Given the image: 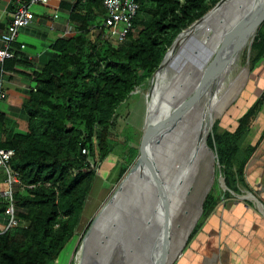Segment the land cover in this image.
<instances>
[{
  "label": "trees",
  "instance_id": "1",
  "mask_svg": "<svg viewBox=\"0 0 264 264\" xmlns=\"http://www.w3.org/2000/svg\"><path fill=\"white\" fill-rule=\"evenodd\" d=\"M134 1L139 10L133 31L117 46L102 38L105 10L100 0L61 2L59 9L67 12V21L75 32L49 43L40 57L41 69L30 75L33 90L25 95L20 111L25 132H16L15 121L0 111V133L5 136L0 148L13 151L10 167L20 180L13 195L18 226L0 235V264H55L76 235L102 171H116L119 182L140 156L141 151L128 148L126 143L116 157L118 162L112 159L118 108L151 82L180 36L221 2ZM5 4L0 0V10ZM12 10L11 2L6 12ZM8 24L4 16L0 35ZM20 48L17 43L12 45L14 57L4 61L5 72H14L19 66L33 68V62H28ZM250 55L252 72L263 73L257 67L264 60V22L255 32ZM192 94L193 91L185 97L186 101ZM263 105L264 90L237 114L231 131L217 134L218 125L211 126L205 147L216 155L214 182L220 171L227 186L234 162L246 153L241 152L242 144ZM240 160L243 164L245 157ZM0 179L1 191L6 188L5 176L2 174ZM212 199L210 190L202 202L204 212ZM6 207L5 200L0 199V222H6ZM96 219L97 216L84 229L70 264H77L81 246Z\"/></svg>",
  "mask_w": 264,
  "mask_h": 264
},
{
  "label": "rangeland",
  "instance_id": "2",
  "mask_svg": "<svg viewBox=\"0 0 264 264\" xmlns=\"http://www.w3.org/2000/svg\"><path fill=\"white\" fill-rule=\"evenodd\" d=\"M41 7L42 6L40 5H34L32 6L31 10L35 15H38V13L42 10ZM60 16H63L62 13L60 14ZM263 17H264V8L260 14L256 15V14L250 13V15L248 16L249 22L246 27V32L248 33L249 36H247V38L245 39L241 47L239 48L237 47V54L235 55V57H232L231 63H229L228 65L226 64V60L228 58L222 61L223 63H221V65H219V67L216 69L209 86L207 87V89L205 90V92L203 93V95L201 96L197 104L195 105V107L189 113H187L183 118L179 120L178 125L176 124L172 130L170 129L168 131V135H166L167 138L162 144L163 149L157 154V159L154 160L152 166H148L144 170H142L140 173H138L136 178L138 180V183L140 184L139 192L141 193L142 203L151 219L153 217L156 218L157 216L156 212L163 208L162 204L160 205V199L163 197L165 191L167 189L168 190L170 189L171 191L170 190L169 191L172 194H175L177 192L178 177H179L178 174H180L181 176L180 178H184L185 177L184 175L188 173L189 163L187 164L185 153H188V149L190 146L187 142L186 137L190 135V133L192 132L196 133L200 131L202 133H200L201 136L198 140V146H204L205 137L209 133V130L212 125L214 124L218 125L217 134H220L227 130L231 131L234 127L235 117L237 116V114L243 111L244 109H246L247 103L249 101L248 100L249 96L250 94H252V90H254V84L252 82V79H250L251 74H253L254 72V71L252 72L251 70V63H250L251 43H252L256 30L259 28L260 24L264 22L263 20L260 23ZM258 23L260 24L258 25ZM36 27H38V24L32 23L31 25L27 27V29L28 31H31V30H34ZM21 32H24V31L20 29L19 33ZM229 33L230 31L225 32L222 35L220 41L218 42V45L214 49H212V51L209 53L207 60L202 66V69L206 67L205 65L210 63L216 51L220 47L219 45L222 44V42L224 41V39L227 37ZM231 49L232 47H230V51ZM263 64H264V61L260 65H263ZM260 65L257 67V69H261ZM163 77L166 79V81L171 79V77H167V75ZM195 87H196V83L192 85L191 89L187 93L186 92L182 93V97L180 98V100L176 101V103L179 104L182 101H186L185 97L189 94V92L193 91ZM151 88H152L151 82L143 85L138 91H136L134 94H131L126 99V101L122 105H120V107L118 108L117 110L119 114L118 126L115 132H113L112 134V139L114 142L113 157L115 158L118 157L122 153V151H124L123 145L126 143H128L127 144L128 148L134 147V148H137L139 151H141L145 147L147 149V152H149L151 145L148 139L153 135V132L156 129L158 123L163 121L168 116L169 109L171 108V107L168 108V106L164 108L162 105L152 100V110L150 111L149 94L151 92ZM151 115L154 116V118L157 119V121L155 124L149 127L147 121ZM17 118L20 119L19 114H17ZM129 138L131 139L128 142L127 139ZM112 139H111V142H112ZM175 153H176V158L174 161H171V157ZM208 153L210 152L208 151ZM210 156H212L211 153H210ZM210 156L209 154L207 155L208 158L206 159V161H204L205 163L204 167H202L198 177H196L195 180H193L190 183L191 185H189L187 189V194H186L187 199L185 202H183L184 204L181 202V200L180 202L175 201L176 203L172 204V210L166 218L167 222L168 220L169 222L171 221V219L173 220L171 223V230L169 229L168 231H166V237H167V241H166L167 248L166 249H168L169 251L168 255L170 256H172L175 250L177 249L179 240L181 239L182 235L185 234L187 230V227H188L187 223L189 221V217L195 211L196 206H197L193 202L195 200L191 201L192 203L188 202L189 195L197 196L199 193H201L204 187H207V184L209 181L207 182L206 180V169L208 167L210 168V164L208 165L206 169L204 168L206 166L207 161L209 163L210 162L212 163V160H210ZM191 157L188 156L187 159L190 160ZM117 162H118V159L116 158L115 164ZM170 169H172V171ZM106 173L107 172L102 171L101 178L102 176L104 177ZM164 173H167V174H164ZM115 174H116V171L112 172L111 174L110 172H108L106 178H102V179L99 178V183L94 187L93 189L94 191H92L89 197V200L86 204V207L84 209V212H83L84 213L83 215L85 216L82 215V219H81L82 223L76 233L77 239H76L75 248L87 224L92 219H95L96 216L98 217L102 213L105 207L108 204H110L111 201H113V199H115L118 191L121 189L120 184L122 180L117 182ZM217 181L218 180L215 179V182L214 181L213 182L216 184ZM159 184L161 186H159ZM121 191L123 193V189ZM150 194H152L151 195L152 197L150 196ZM158 194H159V197H158ZM150 205L151 207H149ZM107 210H108V207L103 212L101 219H104L107 216ZM188 211L189 213H187ZM85 212L88 216L85 214ZM110 212H111V215H109L106 218V221L104 222L105 228L109 229L108 232L102 236V239H98V241H100L99 245L96 244L95 242L92 243L93 250L91 254L97 253L98 254L97 257L99 258L101 257L99 260L94 262L95 264H101L102 261H104L105 264H107L108 262L106 260V257H104V255L111 256L112 264H122L120 239L121 237L124 240L126 239L124 235L121 234V232L124 229L126 231H130L131 234H134L135 232H137L133 228V226L136 227L138 225V218H136L135 215L131 214V207L129 205V202L124 203V202L118 201L117 206H115V208L110 210ZM169 215H171V218ZM98 221L96 223H98ZM94 228H95V225L93 227V230ZM91 232H89L88 236H86V239L90 236ZM100 233H101V230H100ZM100 233L98 234V236L100 235ZM125 234L127 235V232H125ZM69 245L70 244H68L66 248ZM66 250L64 251L63 254L60 255L56 264H63L64 257L67 255ZM132 250H130V253L127 255L128 258L132 256ZM73 254H74V250L72 254L70 255V258L67 264L71 263ZM79 255H80V252H79ZM157 255H159V258L162 264H166V261L164 258H162V255H160V252ZM124 256L126 257L125 252H124ZM142 258H143V261H145V258L144 257ZM125 261L126 259H124V264H125Z\"/></svg>",
  "mask_w": 264,
  "mask_h": 264
},
{
  "label": "crops",
  "instance_id": "3",
  "mask_svg": "<svg viewBox=\"0 0 264 264\" xmlns=\"http://www.w3.org/2000/svg\"><path fill=\"white\" fill-rule=\"evenodd\" d=\"M11 2L12 0H5V7L0 10V22L6 16L9 23L11 12H6V9ZM61 2H72V0H49V4L44 6L45 8L41 7L42 10L38 15L34 14L33 23L38 24V27L31 31L27 28L22 29L24 32L18 35L16 43L21 47L20 51L27 56V60L29 59L28 62H33V68L15 67L14 72H6L3 79L4 90L10 105L1 104L0 111L7 113L8 117L15 121L18 133L25 132L26 127L25 122L15 118V115H20L25 95L32 88L30 75L42 67L41 55L46 51L49 43L61 37L71 36L75 32L74 27L67 21V12L59 9ZM61 13L63 16H60ZM55 14L57 19L53 18ZM2 47L0 41V48ZM260 68L263 69V73L251 74L250 79L254 84V90L249 96V101L264 90V64L260 65ZM4 139L5 136L0 133V140L4 141ZM241 152L246 153H241L234 162L227 186L224 180L223 185L220 179L216 184L213 182L214 158L210 152L212 163L210 162V168L206 169V180L209 181L207 187H204L197 196L189 195L188 197V202L195 200L193 202L197 206L189 217L185 234L180 236L182 238L179 240L180 245L182 240L184 242L182 247L178 252L176 249L170 256L168 249L158 245L156 239L160 255L165 259L166 264H264V105L242 144ZM244 157L245 162L242 164L240 159ZM1 176L0 170V178ZM106 176L107 174L102 178ZM3 190L5 188L1 189ZM210 190L213 192L212 203L204 212L202 202ZM164 196L160 199V204L164 203ZM138 221L140 224L141 221ZM172 221V219L170 222L166 221V231L171 230ZM133 228L139 229L138 226ZM120 244L123 255L125 252L123 242ZM132 253H134L133 250ZM79 256L77 264L82 263V254ZM104 257L107 264H112L111 256L104 255ZM121 262L124 264L123 256Z\"/></svg>",
  "mask_w": 264,
  "mask_h": 264
},
{
  "label": "bare ground",
  "instance_id": "4",
  "mask_svg": "<svg viewBox=\"0 0 264 264\" xmlns=\"http://www.w3.org/2000/svg\"><path fill=\"white\" fill-rule=\"evenodd\" d=\"M252 5L254 7H253L251 13L256 14V15L260 14L264 8V0H224L217 10H215L213 13L209 14L204 20L199 22L192 29H189V31L185 32L180 37L179 43H178L179 46H177L178 48H176L174 53L170 54L165 65L163 66L162 70L157 74V76L154 80V83H152L151 92L149 94L150 111L152 110V100L159 103L164 108H166V106H168V108L171 107L169 109V111H171L172 109L175 108L176 105H178L176 103V101L180 100V98L182 97V93H184V92L187 93L191 89L192 85L197 83L196 76L198 75V73L200 71L203 70L202 69L203 64L207 60V57H208L209 53L212 51V49H214L218 45V42L220 41L222 35L225 32H228V31L231 32L238 25L243 11ZM249 25H251V24H249ZM249 25H248V27H249ZM165 75H167V77H171V79L166 81V79L163 77ZM227 78H228V76H227ZM220 79H221V77H220ZM216 85H217V83H216ZM214 91H215V89H214ZM226 92H227V90H226ZM151 116L148 118V121H147L149 127H151L157 121V119H155L154 116H152V117ZM200 133H202V132H200V131H198L196 133L192 132V133H190V135H188L186 137L187 142L190 146L188 149V153H185L187 164L189 163L188 173L186 175H184L185 176L184 178H180L181 176H180V174H178L179 175V177H178L179 185H178L177 192L175 194H171V192H170L171 190L169 189L170 190L169 191L167 189L164 193V195H165L164 196V203H162L163 208L160 209L159 211H157L156 219L150 218L151 225H152L153 244L154 243L157 244L156 243V239H157L158 245H163L165 247V249L167 248V245H166V243H167L166 242L167 241L166 218L172 210V204L176 203V202H180V200L182 203L186 201L187 189H188L189 185H191L190 183L193 180H195L196 177H198L202 167H204V164H205L204 161H206V159L208 158L207 157L208 150L206 149V147L205 146H198V140L201 136ZM162 149H163V146H162ZM176 153L174 155H172L171 161L175 160ZM188 156H190V157L192 156L190 158V160L187 159ZM210 157L212 160V156H210ZM155 159H157V156ZM161 162H160V164H161ZM209 164L210 163L207 161L204 169H206ZM172 169H170V170L172 171ZM164 174H167V173H164ZM168 178H170V177H168ZM160 184H161V182H160ZM160 184H159V186H161ZM138 186L140 188L139 183H138ZM164 190H165V188H164ZM154 193H155V191H154ZM144 194H146V193H144ZM152 194H153V192H152ZM152 194H150V196ZM159 194H158V197H159ZM140 196H141V194H140ZM156 202H157V200H156ZM117 203H118V201L116 199H113V201H111V203L108 204L104 209V211H105L108 207L107 216L104 219H101V216L104 212L103 211L102 214L100 215V217L96 220V222L99 220L98 223H96V222H95L96 224L94 223V225H95L94 230H93L94 225L91 228L90 232L92 230L93 231L91 232L90 236L84 242V245L81 246V248L83 247L82 252L80 249V254H82V261H81L82 263L81 264H93L95 261H97L101 258V257L100 258L97 257L98 256L97 253L91 254V252L93 250L92 243L95 242L96 244L99 245L100 241H98V239H102V236L108 232L109 229L105 228L104 222L106 221V218L109 215H111L110 210L115 208V206H117ZM152 203H154V202H152ZM149 207H151V205ZM132 215H135L136 218H138V220L141 221L140 216L135 211H133ZM137 226L139 229H135L137 232H135L134 234L129 233V231L123 230V232L121 234L124 235L126 240H123L122 237L120 236L121 237L120 241L123 242V245H124L126 257L130 253V250L133 249V252H134V253H132V256H131L132 258L131 257L126 258L124 256V254L122 255L124 257V259H126L125 264H149L148 260L146 258V248H145L146 244L143 246V242H144L143 241L144 240L143 231L144 230L142 227V222L139 224V221H138ZM100 230H101V233H100ZM125 232H127V235L125 234ZM99 233H100V235L98 236ZM97 236H98V238H97ZM76 239L67 248V250H66L67 255L64 257L63 264L68 263L70 255L72 254L73 250H75ZM183 243L184 242L182 240L181 245H180V241H179V244L177 246V252L182 247ZM101 245H102V243H101ZM155 249H156V246H155ZM159 250L160 249L156 250L157 254L160 252ZM143 254H144L145 261H143V258H142ZM101 264H105V262L102 261Z\"/></svg>",
  "mask_w": 264,
  "mask_h": 264
},
{
  "label": "water",
  "instance_id": "5",
  "mask_svg": "<svg viewBox=\"0 0 264 264\" xmlns=\"http://www.w3.org/2000/svg\"><path fill=\"white\" fill-rule=\"evenodd\" d=\"M223 1L224 0H221L219 6ZM219 6L214 8L211 11V13L217 10ZM253 7L254 6L252 5L243 11L238 25L224 39V41L216 51L210 63H208L206 67L198 73V75L196 76L197 79L196 87L193 90L191 99L188 101H182L181 103L176 105L174 109L169 111L168 116L163 121L158 123L156 129L153 132V135L148 139L151 145L149 152H147V149L145 147L141 150L140 156L137 159L136 163L129 169L128 173L124 176V178L121 181L120 184L121 189L119 188L120 190L118 191L115 199L117 201H121L124 203L129 202V205L131 207V214L133 213V211H135L140 216L142 227L144 230L143 234H144V241L146 244V257L149 264H162V262L160 261L159 255L156 254V250L158 249V247L155 243H154L155 245L153 244L152 225H151L150 217L142 204V198L140 196L141 193L139 192L140 188L138 186V180L136 177L138 173H140L146 167L151 166L153 164L157 154L162 149V144L166 139V135H168V131L170 129L172 130L173 127L179 123V120L183 118L187 113H189L195 107V105L197 104V102L199 101V99L201 98V96L209 86L216 69L219 67L222 61L228 58L226 60V64L228 65L229 63H231L232 57H235L237 53V47L238 48L241 47L248 36V33L246 32V27L248 24V16L250 15ZM263 20L264 17L260 21V23ZM260 23H258V25ZM197 24L198 23L192 25L190 29H192ZM178 41L179 40L176 41L172 50L166 55L161 67L157 70L153 79L151 80V84L154 83L157 74L162 70L170 54L174 53V51L176 50ZM230 47H232L231 51H230ZM213 158H216V155L213 154ZM219 179L221 184L223 185V179L220 174V171H219ZM122 189H123V193L121 191ZM100 215L97 217V219L100 217ZM75 237L76 235L73 237V239ZM72 240L68 244H70ZM65 249L66 247L64 248L61 254H63ZM82 249L83 247L81 248V252Z\"/></svg>",
  "mask_w": 264,
  "mask_h": 264
},
{
  "label": "built area",
  "instance_id": "6",
  "mask_svg": "<svg viewBox=\"0 0 264 264\" xmlns=\"http://www.w3.org/2000/svg\"><path fill=\"white\" fill-rule=\"evenodd\" d=\"M105 10V17L101 20L105 30L103 40L113 46L124 42L128 35L133 31V21L138 14V4L134 0H100ZM48 5L49 0H32L25 3L22 0H12L13 10L9 16L10 21L5 31L0 36L3 45L0 48V106L3 103L10 105L7 94L4 90V76L6 72L3 69L5 60L14 57L10 50L12 45L16 43L19 30L27 28L34 22V13L31 8L34 5ZM57 19V14L54 15ZM29 60V59H28ZM33 90V89H30ZM0 142H2L0 140ZM82 154H86V150H82ZM14 156L13 151L0 148V170L5 176V190L0 191V199H4L7 207L4 212L5 223H0V235L8 229L18 226L15 217L13 195L16 187L20 184L18 174L13 172L10 162Z\"/></svg>",
  "mask_w": 264,
  "mask_h": 264
}]
</instances>
